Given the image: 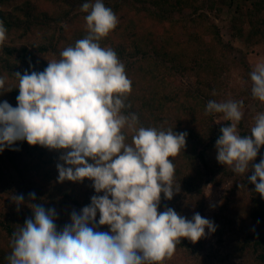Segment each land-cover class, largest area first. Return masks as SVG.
Returning <instances> with one entry per match:
<instances>
[{
  "label": "trees",
  "instance_id": "16d2710c",
  "mask_svg": "<svg viewBox=\"0 0 264 264\" xmlns=\"http://www.w3.org/2000/svg\"><path fill=\"white\" fill-rule=\"evenodd\" d=\"M84 2L0 0V22L7 29L5 39L0 42V76L5 78L0 101L7 100L16 106L19 94L16 72H39L47 67L49 61L38 52H51L58 60L66 39L87 35V13L81 10ZM229 2L232 6L240 1ZM104 3L116 14L118 23L100 44H109L117 53L131 81V92L125 101L130 107L125 111L135 112L141 126L187 133L185 148L172 158L174 184L180 191L171 200L162 193L159 211L171 207L188 219L195 213L202 216L206 184L225 186L221 202L209 218L216 225V231L210 232L214 236L212 249H206L202 238L195 243L181 238L173 256L163 264H235L236 259L244 264H264V197L255 191L247 174H235L231 167L217 161L216 140L221 128L231 122L224 120L223 114L206 112L209 100L244 103L254 100L256 109L249 114V121L242 119L238 125L240 134L248 135L255 115L264 111V102L252 96V84L243 86L231 97L221 92L222 76L231 69L228 58L234 44L224 39L216 22H209L208 15L199 11L198 0H104ZM192 6L194 15L189 17L187 40L174 39L171 26L181 20L180 11L186 17L184 14ZM263 12L264 0H254L250 9L253 30L246 38L248 45L252 40L259 42L264 38ZM37 37L44 42L32 48L29 43ZM248 52L249 49L244 54ZM242 62L248 69V63L244 59ZM187 76L192 79L185 82ZM138 99L142 101L139 110L134 108ZM127 139L130 143L131 134ZM21 142L0 153V200H11L14 212L0 213V264H8L13 233L33 217L30 203L55 209V222L62 228L71 222L74 210L80 211L97 195L93 182L87 178L82 182H58L57 164L62 161L57 159L55 150ZM262 158L264 147L254 163ZM251 174L250 171L248 175ZM32 192L36 193L34 201L29 197ZM17 195H23L25 203L17 204L13 199ZM98 228L109 230L107 225Z\"/></svg>",
  "mask_w": 264,
  "mask_h": 264
},
{
  "label": "clouds",
  "instance_id": "9594fccd",
  "mask_svg": "<svg viewBox=\"0 0 264 264\" xmlns=\"http://www.w3.org/2000/svg\"><path fill=\"white\" fill-rule=\"evenodd\" d=\"M81 10L87 13L84 38L63 48L58 60H48L43 71L15 73L16 106L0 101V153L17 141L58 150V182L87 178L97 195L62 228L55 209L30 203L33 217L13 233L6 259L8 264H163L181 238L195 243L206 229L216 231L199 213L188 219L171 207L159 211L162 193L171 200L180 191L172 158L185 148L187 133L141 126L135 112L125 111L131 81L117 53L100 44L117 26V16L104 0H86ZM6 33L0 22V42ZM249 75L252 96L264 102V59ZM4 86L0 76V90ZM243 106L242 100L208 101V114H223L231 122L220 130L216 159L235 174H247L264 197V158L254 163L264 147V111L255 115L250 134L241 135ZM29 197L34 201L36 193ZM13 199L25 203L23 195ZM104 225L108 231L99 230Z\"/></svg>",
  "mask_w": 264,
  "mask_h": 264
},
{
  "label": "rangeland",
  "instance_id": "374dc122",
  "mask_svg": "<svg viewBox=\"0 0 264 264\" xmlns=\"http://www.w3.org/2000/svg\"><path fill=\"white\" fill-rule=\"evenodd\" d=\"M240 1L238 3L234 2L232 6H230L229 0H198L199 11L206 13L208 15L209 22H216L222 31V35L226 41H232L234 44V49L232 50L229 56V63L231 64L230 71L226 72L222 76V94L225 97L234 96L241 88L245 85H251L252 81L250 79V72L253 69L254 64L259 59H264V38L261 41L257 42V40H252L250 45H248V40L246 39L251 31L253 30V20L250 16V9L252 7V2L254 0H236ZM238 5V8L236 7ZM193 6L189 9L186 14V17L182 15L180 11L179 15L181 20L174 21V24L170 28V34L174 39L187 40L188 38V27H189V17L194 15ZM264 16V12H263ZM258 37V36H257ZM81 39L80 37L74 36L71 39H66L64 41V47L69 45H74L75 41ZM44 40L42 37H37L34 39L33 43L29 44L32 48L37 47V45L42 44ZM19 44V43H18ZM102 47H109V44H105ZM249 49L248 54H244V51ZM38 52V51H37ZM41 57L46 59L47 61L56 60L51 52L40 54ZM245 60L248 64V69L245 67V64L242 60ZM192 79V76H187L185 82H188ZM142 106V101L140 99L134 102V108L139 110ZM256 109V103L254 100H249L247 103H244L243 119L245 121H249V114ZM218 121H222L223 119L218 118ZM131 134V133H129ZM21 142V141H18ZM23 143V141L21 142ZM57 156V159H60V151L55 150L54 153ZM225 186L217 187L212 184H206V198L204 201V214L202 217L210 218L213 211L216 210L221 202L223 190ZM2 193V190L0 191ZM82 208V207H81ZM0 213L5 215H13V208L11 200L8 198H3L0 200ZM206 235L202 237L204 242L206 243V249L210 251L213 247L214 236L208 232L206 229ZM235 264H244L239 259L235 260Z\"/></svg>",
  "mask_w": 264,
  "mask_h": 264
}]
</instances>
